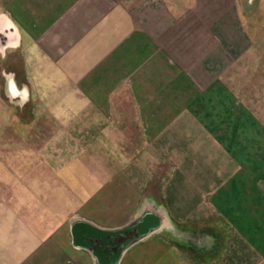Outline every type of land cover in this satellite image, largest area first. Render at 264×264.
<instances>
[{
    "label": "crops",
    "instance_id": "1",
    "mask_svg": "<svg viewBox=\"0 0 264 264\" xmlns=\"http://www.w3.org/2000/svg\"><path fill=\"white\" fill-rule=\"evenodd\" d=\"M252 6L0 0V264H264Z\"/></svg>",
    "mask_w": 264,
    "mask_h": 264
},
{
    "label": "rangeland",
    "instance_id": "2",
    "mask_svg": "<svg viewBox=\"0 0 264 264\" xmlns=\"http://www.w3.org/2000/svg\"><path fill=\"white\" fill-rule=\"evenodd\" d=\"M252 9V15L248 18V20L251 21L253 25L259 24L264 26V0H253V6L250 10Z\"/></svg>",
    "mask_w": 264,
    "mask_h": 264
},
{
    "label": "water",
    "instance_id": "3",
    "mask_svg": "<svg viewBox=\"0 0 264 264\" xmlns=\"http://www.w3.org/2000/svg\"><path fill=\"white\" fill-rule=\"evenodd\" d=\"M146 228V227H145Z\"/></svg>",
    "mask_w": 264,
    "mask_h": 264
}]
</instances>
